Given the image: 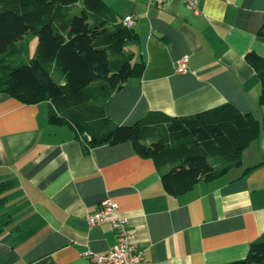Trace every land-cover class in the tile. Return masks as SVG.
Masks as SVG:
<instances>
[{"label": "crops", "instance_id": "1", "mask_svg": "<svg viewBox=\"0 0 264 264\" xmlns=\"http://www.w3.org/2000/svg\"><path fill=\"white\" fill-rule=\"evenodd\" d=\"M136 40L124 53L144 65L108 100L109 119L131 126L149 112L183 117L231 104L261 123L258 140L223 176L182 195L128 143L86 149L68 123L51 124L46 102L0 94V264H98L115 244L108 223L89 226L103 201L117 204L148 264H231L264 234V106L246 62L264 58V0H101ZM188 58L185 73L176 63ZM168 169V168H167Z\"/></svg>", "mask_w": 264, "mask_h": 264}, {"label": "trees", "instance_id": "2", "mask_svg": "<svg viewBox=\"0 0 264 264\" xmlns=\"http://www.w3.org/2000/svg\"><path fill=\"white\" fill-rule=\"evenodd\" d=\"M27 34L36 38L35 52L19 65L27 57ZM135 40L101 0H0V94L48 103L49 122L70 124L88 150L130 144L161 172L170 195L239 166L259 139L261 123L231 104L183 117L149 112L131 126L109 119V98L143 72L142 62L124 53ZM245 59L259 79L258 104L264 106V58L249 53ZM231 264H264V234L245 259Z\"/></svg>", "mask_w": 264, "mask_h": 264}, {"label": "built area", "instance_id": "3", "mask_svg": "<svg viewBox=\"0 0 264 264\" xmlns=\"http://www.w3.org/2000/svg\"><path fill=\"white\" fill-rule=\"evenodd\" d=\"M148 6L161 5L170 0H141ZM188 8L196 10L200 0H181ZM121 23L128 29H133L135 20L131 16H125ZM188 69V58H181L175 66V72L185 73ZM117 204L111 201H103L94 214L86 217L89 226H97L104 223L110 224L116 244L104 255L85 254L89 260L98 264H148L144 259L143 251L139 250L132 242V234L126 228V221L117 213Z\"/></svg>", "mask_w": 264, "mask_h": 264}, {"label": "rangeland", "instance_id": "4", "mask_svg": "<svg viewBox=\"0 0 264 264\" xmlns=\"http://www.w3.org/2000/svg\"><path fill=\"white\" fill-rule=\"evenodd\" d=\"M23 40L27 46V57L26 58L23 57L22 60L19 61V65L28 63V59H30L33 56L36 48L35 36L27 34L24 36Z\"/></svg>", "mask_w": 264, "mask_h": 264}, {"label": "water", "instance_id": "5", "mask_svg": "<svg viewBox=\"0 0 264 264\" xmlns=\"http://www.w3.org/2000/svg\"><path fill=\"white\" fill-rule=\"evenodd\" d=\"M131 32L133 33V32H134V30H133V29H131Z\"/></svg>", "mask_w": 264, "mask_h": 264}]
</instances>
